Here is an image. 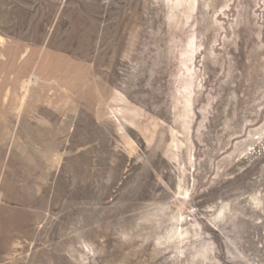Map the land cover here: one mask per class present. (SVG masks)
Instances as JSON below:
<instances>
[{
	"label": "rangeland",
	"instance_id": "1",
	"mask_svg": "<svg viewBox=\"0 0 264 264\" xmlns=\"http://www.w3.org/2000/svg\"><path fill=\"white\" fill-rule=\"evenodd\" d=\"M0 264H264V0H0Z\"/></svg>",
	"mask_w": 264,
	"mask_h": 264
}]
</instances>
